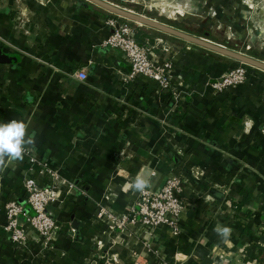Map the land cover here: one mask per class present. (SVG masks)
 <instances>
[{"label": "crops", "instance_id": "obj_1", "mask_svg": "<svg viewBox=\"0 0 264 264\" xmlns=\"http://www.w3.org/2000/svg\"><path fill=\"white\" fill-rule=\"evenodd\" d=\"M183 3L189 16L219 20L224 36L204 32L212 42L264 62V0ZM111 16L82 0H0V37L11 46H0V122H29L36 156L76 188L47 208L63 221L48 250L30 231L15 247L2 230L4 204L28 208L25 159L0 173V264H156L152 252L169 264H264V72L250 68L244 84L214 93L208 83L239 62L133 23L137 42L172 62L175 102L147 79L128 81L124 55L101 46ZM237 21L242 37L232 38ZM80 70L84 81L74 78ZM138 175L152 192L183 180L178 236L132 224L111 230L96 218L100 208L130 211L138 192L125 188ZM218 224L231 229L227 238Z\"/></svg>", "mask_w": 264, "mask_h": 264}, {"label": "built area", "instance_id": "obj_2", "mask_svg": "<svg viewBox=\"0 0 264 264\" xmlns=\"http://www.w3.org/2000/svg\"><path fill=\"white\" fill-rule=\"evenodd\" d=\"M118 17L113 16L105 21L111 29L101 46L119 51L129 63L130 70L126 76L128 81L139 78L153 82L159 92L170 91L175 102L180 101L181 93L174 83V68L169 58H161L155 51V46L148 42L140 44L135 39V30L128 23H118ZM11 47L0 37V46ZM167 53V49H163ZM248 67L237 64L220 75L213 83H208L210 89L223 92L227 88H236L247 80ZM79 81L86 79L84 71L74 74ZM25 175L22 180V192L26 205H20L15 198H9L4 204L5 223L2 230L7 240L15 247L24 246L30 231L35 236L41 251L45 252L54 243L56 234L61 230L63 221L53 218L48 213V206L53 202H62L64 196L76 190L57 168L46 160L40 159L31 150L24 156ZM183 180L173 176L168 178L158 192L147 189L137 194L134 206L127 214L117 216L100 208L96 218L106 220L111 230H123L128 224L144 228L149 235L156 228H167L174 236L180 233L179 217L183 210L182 201L176 196L182 190ZM70 232L74 230L69 229ZM149 249V244H146ZM156 264H169L159 254L152 252ZM115 262V260L113 261ZM144 258H137L132 264H146Z\"/></svg>", "mask_w": 264, "mask_h": 264}, {"label": "rangeland", "instance_id": "obj_3", "mask_svg": "<svg viewBox=\"0 0 264 264\" xmlns=\"http://www.w3.org/2000/svg\"><path fill=\"white\" fill-rule=\"evenodd\" d=\"M110 3H113L119 7L128 9L140 15L155 19L162 23L172 24L175 27L189 30V31H200L201 33L210 32L212 36L220 37L224 36V30L220 29L216 31L218 26L217 20L213 23L214 27L210 25V21L201 20L199 17L189 16L186 12V6L183 3V0H107ZM264 5V4H263ZM113 16V15H112ZM240 16V15H239ZM238 17V15H237ZM236 17V18H237ZM119 18V17H118ZM238 19V18H237ZM225 21V20H224ZM251 22L254 23V27L257 26V21L251 19ZM128 24L132 26V22L127 21ZM234 30L232 28L228 29V35L232 38L242 37L240 31L241 24L237 21ZM212 26V27H211ZM230 33V34H229ZM244 37V36H243ZM238 47H242V51L246 53L245 47L247 45L238 43ZM262 50H264V45H261ZM254 52L259 55L260 51L254 50ZM261 57H264L260 53ZM236 62V61H235ZM252 67H248L250 69Z\"/></svg>", "mask_w": 264, "mask_h": 264}, {"label": "water", "instance_id": "obj_4", "mask_svg": "<svg viewBox=\"0 0 264 264\" xmlns=\"http://www.w3.org/2000/svg\"><path fill=\"white\" fill-rule=\"evenodd\" d=\"M82 1L88 2L116 17H119L124 20L130 21L132 23H136L141 26L156 30L165 35L177 38L186 43L201 47L205 50H208L218 55L230 58L236 62H239L241 64L247 65L249 67H252L254 69H258L264 72V62L263 61L254 59L246 54L231 50L227 48L226 46L212 42L209 39L208 33H204L203 37H196L194 35L178 30L167 24L161 23L149 17L143 16L133 11L127 10L125 8L119 7L105 0H82ZM82 4L85 5L84 3Z\"/></svg>", "mask_w": 264, "mask_h": 264}, {"label": "clouds", "instance_id": "obj_5", "mask_svg": "<svg viewBox=\"0 0 264 264\" xmlns=\"http://www.w3.org/2000/svg\"><path fill=\"white\" fill-rule=\"evenodd\" d=\"M28 129L29 122L23 119L0 122V173L5 172L14 162L23 161L24 156L35 148L34 136L29 134ZM150 186L149 180L138 175L125 191L133 189L144 193ZM214 231L222 238H227L231 233L229 227L219 224Z\"/></svg>", "mask_w": 264, "mask_h": 264}, {"label": "trees", "instance_id": "obj_6", "mask_svg": "<svg viewBox=\"0 0 264 264\" xmlns=\"http://www.w3.org/2000/svg\"><path fill=\"white\" fill-rule=\"evenodd\" d=\"M114 16V15H113ZM113 16H111V17H113Z\"/></svg>", "mask_w": 264, "mask_h": 264}]
</instances>
